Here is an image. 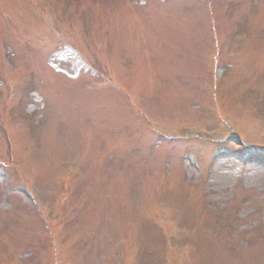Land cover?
I'll list each match as a JSON object with an SVG mask.
<instances>
[{
    "label": "rangeland",
    "instance_id": "rangeland-1",
    "mask_svg": "<svg viewBox=\"0 0 264 264\" xmlns=\"http://www.w3.org/2000/svg\"><path fill=\"white\" fill-rule=\"evenodd\" d=\"M206 4H217L211 14L198 0H0V83L18 81L9 101L0 97V158L8 159V135L10 156L46 195L59 191L66 165L85 175V189L62 205L68 258L57 260L18 180L0 165V260L9 252L19 264H168L181 238L174 232L186 230L174 264H264V156L245 157L231 140L204 181L211 147L145 129L160 115L215 108L203 96L210 53L212 66L232 71L218 93L237 128L249 130L247 112L264 121V0ZM63 44L111 83L78 67ZM30 108L31 129L22 125L18 137L8 120Z\"/></svg>",
    "mask_w": 264,
    "mask_h": 264
}]
</instances>
